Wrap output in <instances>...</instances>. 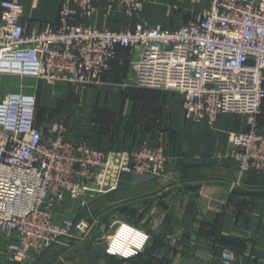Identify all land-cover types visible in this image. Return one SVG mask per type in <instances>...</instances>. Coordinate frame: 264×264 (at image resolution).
I'll return each mask as SVG.
<instances>
[{
	"label": "built area",
	"instance_id": "2783aa9c",
	"mask_svg": "<svg viewBox=\"0 0 264 264\" xmlns=\"http://www.w3.org/2000/svg\"><path fill=\"white\" fill-rule=\"evenodd\" d=\"M58 27L27 31L20 0H0V261L25 263L62 237L85 239L92 221L55 219L68 197L106 178L107 155L88 142L66 138V120L44 131L37 118L36 85L4 93L12 78L100 86L119 49L135 51L133 84L183 94L185 118L215 123L221 114L248 119V130L229 135V156L241 173L264 174V0H210V6L177 28L146 22L120 31L70 23L102 10L121 12L135 22L145 0H60ZM171 157L161 136L121 156V171L161 177ZM122 226H128L122 224ZM131 227V226H129ZM132 228V227H131ZM136 230L135 228H133ZM119 231V230H118ZM223 246L209 264H235Z\"/></svg>",
	"mask_w": 264,
	"mask_h": 264
},
{
	"label": "crops",
	"instance_id": "0c3cea01",
	"mask_svg": "<svg viewBox=\"0 0 264 264\" xmlns=\"http://www.w3.org/2000/svg\"><path fill=\"white\" fill-rule=\"evenodd\" d=\"M27 31L58 27L60 0H20ZM210 6V0H145L135 22L121 12L100 10L70 23L120 31L148 23L177 28ZM100 86L78 88L66 82L36 81L41 124L66 120V138L88 142L107 155L106 178L89 182L82 197H68L55 208L61 222L92 221L85 239L62 237L34 260L0 264H209L223 246L235 264H264V174L241 173L229 156V135L248 130L244 116L225 113L215 123L185 118L183 94L133 84L135 51L119 49ZM264 132V101L259 115ZM163 137L171 157L161 177L141 178L121 171L126 151ZM122 224L148 236L127 257L109 252Z\"/></svg>",
	"mask_w": 264,
	"mask_h": 264
},
{
	"label": "clouds",
	"instance_id": "9594fccd",
	"mask_svg": "<svg viewBox=\"0 0 264 264\" xmlns=\"http://www.w3.org/2000/svg\"><path fill=\"white\" fill-rule=\"evenodd\" d=\"M148 236L138 230H134L129 226H122L119 228L117 234L110 239L109 252L119 253L122 256L132 255L131 246L141 248Z\"/></svg>",
	"mask_w": 264,
	"mask_h": 264
},
{
	"label": "rangeland",
	"instance_id": "374dc122",
	"mask_svg": "<svg viewBox=\"0 0 264 264\" xmlns=\"http://www.w3.org/2000/svg\"><path fill=\"white\" fill-rule=\"evenodd\" d=\"M20 84H24L25 86H28L27 90H32L30 87L36 85V80L26 79L23 80L19 78H12L10 83L6 85V87L3 88L4 93L9 92L10 90H13L15 88H18Z\"/></svg>",
	"mask_w": 264,
	"mask_h": 264
},
{
	"label": "trees",
	"instance_id": "16d2710c",
	"mask_svg": "<svg viewBox=\"0 0 264 264\" xmlns=\"http://www.w3.org/2000/svg\"><path fill=\"white\" fill-rule=\"evenodd\" d=\"M105 76H106V75H105ZM105 76H104V78H105ZM41 112H42V109L39 107V104H38L37 118H38V121H39V122H42V121H41V117H42V115H41L42 113H41Z\"/></svg>",
	"mask_w": 264,
	"mask_h": 264
},
{
	"label": "water",
	"instance_id": "95a60500",
	"mask_svg": "<svg viewBox=\"0 0 264 264\" xmlns=\"http://www.w3.org/2000/svg\"><path fill=\"white\" fill-rule=\"evenodd\" d=\"M67 264H74V262L73 261H68Z\"/></svg>",
	"mask_w": 264,
	"mask_h": 264
}]
</instances>
